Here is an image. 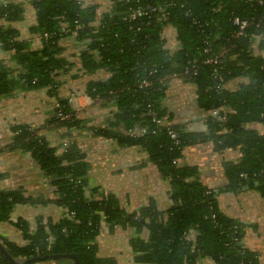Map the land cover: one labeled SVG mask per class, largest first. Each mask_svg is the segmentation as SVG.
Returning a JSON list of instances; mask_svg holds the SVG:
<instances>
[{
  "label": "trees",
  "instance_id": "16d2710c",
  "mask_svg": "<svg viewBox=\"0 0 264 264\" xmlns=\"http://www.w3.org/2000/svg\"><path fill=\"white\" fill-rule=\"evenodd\" d=\"M26 1L36 13L30 30L40 35L41 47L29 50L17 39L16 30L0 27V48L11 51L23 68L20 84L54 93L58 76L74 66L61 55L60 42L73 37L80 44L76 64L83 72L105 71L103 78L85 84V93L96 105L114 107L107 125L96 133L119 146L143 148L167 180L172 205L161 211L150 201L127 212L112 195L92 199L85 194L89 164L73 141L57 155L38 130L12 125L6 150L30 153L58 194L52 203L65 208L66 213L58 220L38 221L31 233L26 223L18 220L15 226L27 244L18 246L0 237L6 251L0 249V264H109L97 256L95 240L102 219L110 227L130 226L136 233L147 229L148 241L133 243L139 263L194 264L198 258H207L212 264H264L244 245L245 225L226 216L217 200L222 193H237L245 187L264 197V134L248 127H264V56L253 50L254 44L264 50V0H108L110 9L101 14L96 4L84 6L79 0ZM22 6L20 0H3L0 18L19 20ZM129 6H141L145 14L129 20ZM158 7L166 11L164 23H170L177 33L180 48L173 53L162 49ZM235 17L248 21L239 36L232 24ZM205 41L210 44L209 53L203 52ZM211 54L220 61L205 64ZM213 68L222 81L214 77ZM173 75L193 85L197 104L205 111L230 109L225 120L209 116L205 132L188 130L186 124H157V119L168 117L164 103ZM239 77L246 82L237 90L225 88V83ZM7 78L0 65V97L12 88ZM143 78L151 85L137 89ZM160 78L164 82H159ZM58 112L70 117L60 119ZM49 123L63 129L82 125L67 97L57 100ZM118 125L122 126L119 131L114 129ZM169 131L175 132L178 144ZM196 143H210L216 152L239 149L241 157L236 163L222 162L224 186L203 185L197 180L196 167L173 162L182 156L185 146ZM26 202L46 201L25 197L19 189H0V221L9 220L15 204Z\"/></svg>",
  "mask_w": 264,
  "mask_h": 264
},
{
  "label": "crops",
  "instance_id": "0c3cea01",
  "mask_svg": "<svg viewBox=\"0 0 264 264\" xmlns=\"http://www.w3.org/2000/svg\"><path fill=\"white\" fill-rule=\"evenodd\" d=\"M84 6L96 4L99 14L110 9L108 0H79ZM3 0H0V4ZM21 18L17 21H6L0 18L1 28L17 31V39L27 44L29 50L41 47L39 34L30 30L36 23V13L26 0ZM79 43L73 37L64 38L60 42L63 47L62 56L74 63L66 73L58 76V85L54 93L48 88L29 89L21 85L19 75L23 72L21 65L12 57V52L0 48V65L8 75L11 90L0 97V189H19L23 196L41 199L46 202H26L14 205L9 220L0 221V237L18 246L27 244L20 229L15 226L18 220L26 223L29 232H34L38 221L58 220L66 209L52 203L58 194L45 177L30 153L10 152L6 148L11 138V126L23 124L38 130L49 145L61 155L65 146L73 141L80 152L85 155L89 164L87 170L86 196L95 199L112 195L119 206L127 212L136 211L152 201L158 210H166L172 205L170 187L167 180L158 172L156 166L148 159L143 148L138 146H119L114 141L96 133L97 128L107 125L114 107H101L86 104L83 98L79 102L76 115L82 121L78 128H56L49 123L52 110L60 97H67L74 90L85 91V84L90 79L103 78V71L86 74L76 64ZM254 53L263 52L254 44ZM245 78L239 77L225 83L230 91L238 89ZM164 105L168 109V117H163V124H186L191 131L201 130L200 120L209 114L200 108L196 101L194 87L180 79H171L168 83L167 98ZM264 134V127L248 125ZM121 130L122 126L114 127ZM67 134V136H64ZM241 157L238 148L224 149L216 152L210 143H196L185 146L182 156L178 158L180 165L197 168V180L208 187H222L226 178L222 162L236 163ZM220 210L228 217L239 220L245 225L244 245L256 252L264 263V197L252 189L244 188L237 193H222L217 197ZM100 231L96 237L97 256L106 259L109 264H143L135 261L136 253L133 243L148 241L147 229L136 233L130 226L115 225L110 227L104 219L100 222ZM54 264V263H50ZM57 264V263H55ZM185 264V263H183ZM194 264H212L207 258H198Z\"/></svg>",
  "mask_w": 264,
  "mask_h": 264
},
{
  "label": "built area",
  "instance_id": "2783aa9c",
  "mask_svg": "<svg viewBox=\"0 0 264 264\" xmlns=\"http://www.w3.org/2000/svg\"><path fill=\"white\" fill-rule=\"evenodd\" d=\"M257 2L261 3L262 0H257ZM151 11H153V9ZM127 14H128L127 19L135 20V19H138L139 17L143 16L145 14V10L141 6H135V7L129 6L127 8ZM156 19H157V21L162 22L161 27H160V33H159L160 40H162V49L165 50L167 53H173L174 51H176L180 48V43H179V40L177 38V33H176L175 28L170 23H164V20H166V11L163 7L157 8V18ZM196 23H197V25H199L198 22H195V24ZM232 24L237 26L238 31H237L236 35L239 36V35L243 34V30L248 25V21L246 19H239V18L235 17L232 20ZM137 29H138V27H137ZM43 37L47 38V34H43ZM203 52L204 53L210 52V44L207 41L204 42ZM262 52H263L262 56H264V50H262ZM219 61L220 60L217 58L216 55L211 54L204 60V63L205 64H216ZM212 73H213L214 77H217V79L219 81H222V77L218 75L216 68L212 69ZM171 78L172 79H176V78L179 79L177 77V75H173ZM159 82H164V78H160ZM150 85H151V81L147 78H143L142 80H140L137 83L136 87H137V89H145ZM80 98H83L85 100L86 104H89L91 106L94 104V102L85 93V91L80 92V91H76V90H74L68 94L67 102L73 109H75L77 111L78 110L77 107L81 106L80 102H79ZM55 106H57V103ZM148 108L150 109V105H148ZM230 111H231L230 109L227 110L224 107L219 108V109L209 110V114L200 120V122H201L200 124L206 125V120L209 116L216 117L217 120H219V121H224L225 120V113L230 112ZM150 114H151L152 118L154 120H156L154 112L150 111ZM57 116L60 119H68L70 117L69 115L62 114L61 112H58ZM156 122L159 125H163L162 119H157ZM166 125H169V124H166ZM206 129L202 132H205ZM168 133L170 135V138L173 139L174 143L178 144L179 141L177 140V135L175 134V132L169 131ZM173 162L177 164L178 159L174 160Z\"/></svg>",
  "mask_w": 264,
  "mask_h": 264
},
{
  "label": "water",
  "instance_id": "95a60500",
  "mask_svg": "<svg viewBox=\"0 0 264 264\" xmlns=\"http://www.w3.org/2000/svg\"><path fill=\"white\" fill-rule=\"evenodd\" d=\"M198 126H202V127H201V130H202V131H204V130L207 128V125H205V124H199V125H197L196 127H198ZM196 131H197V132H202V131H199L198 128L196 129ZM246 188H247V187H245V189H246ZM0 249L2 250V252H3L4 254H6V251L4 250V248H3V246H2L1 243H0ZM50 258L55 259V258H57V257L52 256V257H50Z\"/></svg>",
  "mask_w": 264,
  "mask_h": 264
}]
</instances>
